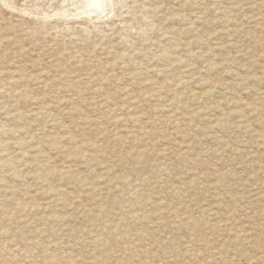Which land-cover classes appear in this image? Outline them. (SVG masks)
I'll return each mask as SVG.
<instances>
[{"label":"rangeland","instance_id":"374dc122","mask_svg":"<svg viewBox=\"0 0 264 264\" xmlns=\"http://www.w3.org/2000/svg\"><path fill=\"white\" fill-rule=\"evenodd\" d=\"M67 1L0 0V264H264V0Z\"/></svg>","mask_w":264,"mask_h":264},{"label":"bare ground","instance_id":"6f19581e","mask_svg":"<svg viewBox=\"0 0 264 264\" xmlns=\"http://www.w3.org/2000/svg\"><path fill=\"white\" fill-rule=\"evenodd\" d=\"M68 1H70V3H72V4H74L75 3V5L76 4H78V5H80V4H86L87 6H90L91 7V5H94L95 3H97V2H99L98 0H77L76 2H75V0H68ZM67 1V2H68ZM33 3H31V5H32ZM98 4V3H97ZM31 5H28V6H31ZM35 5V4H34ZM37 5V4H36ZM39 5V4H38ZM27 6V7H28ZM37 7V6H36ZM39 7V6H38ZM60 7V6H59ZM77 8H79L78 6H76ZM85 7V6H84ZM24 8V7H23ZM30 8V7H29ZM88 8V7H87ZM97 8V7H96ZM28 9V8H27ZM40 9V8H39ZM75 9V8H74ZM35 10H37V9H35ZM35 10L34 11H32V12H35ZM98 10V9H97ZM27 11H29V10H27ZM50 11V10H49ZM68 11V10H67ZM30 12H31V9H30ZM81 12V11H80ZM47 14V13H46ZM50 14V13H49ZM40 15V14H39ZM44 15V14H43Z\"/></svg>","mask_w":264,"mask_h":264},{"label":"water","instance_id":"95a60500","mask_svg":"<svg viewBox=\"0 0 264 264\" xmlns=\"http://www.w3.org/2000/svg\"><path fill=\"white\" fill-rule=\"evenodd\" d=\"M32 13H37V12H32Z\"/></svg>","mask_w":264,"mask_h":264}]
</instances>
